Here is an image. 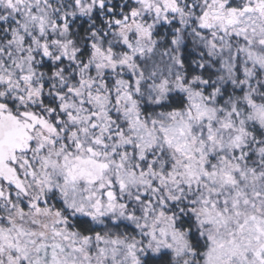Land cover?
<instances>
[{
  "label": "snow or ice",
  "instance_id": "6c2138e0",
  "mask_svg": "<svg viewBox=\"0 0 264 264\" xmlns=\"http://www.w3.org/2000/svg\"><path fill=\"white\" fill-rule=\"evenodd\" d=\"M0 264H264V0H0Z\"/></svg>",
  "mask_w": 264,
  "mask_h": 264
}]
</instances>
